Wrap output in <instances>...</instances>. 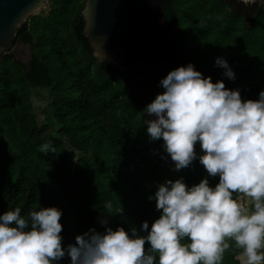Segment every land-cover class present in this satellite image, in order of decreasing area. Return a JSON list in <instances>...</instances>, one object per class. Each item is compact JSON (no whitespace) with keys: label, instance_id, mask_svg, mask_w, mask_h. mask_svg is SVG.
<instances>
[{"label":"trees","instance_id":"trees-1","mask_svg":"<svg viewBox=\"0 0 264 264\" xmlns=\"http://www.w3.org/2000/svg\"><path fill=\"white\" fill-rule=\"evenodd\" d=\"M50 1L49 12L35 14L30 23L26 20L13 39V43H30L32 60L27 71L9 53L8 61L0 67V214L19 207L21 215L28 216L39 207H58L65 247L90 229L103 232L101 219L113 229L135 227L141 231L145 220L150 228L161 210L149 197H154L160 183L182 177L191 186L201 180L193 173L201 164L198 157L169 177L159 167L171 159L162 146L163 139L150 140L146 132L145 120L150 116L144 109L163 92L159 81L171 69L158 58L137 60L123 68L98 61L81 34L85 0ZM232 3L166 0L164 13L178 29L174 37L183 46L181 52L174 53L173 62L175 68L191 62L213 82L223 80L226 88L242 89L243 98L257 99L264 89V74L252 83H242L253 73L246 50L243 56H223L235 73V79H230L224 68L215 64L217 54L195 41L201 17L207 16L208 24L214 14L231 22L242 17ZM186 10L193 21L195 37L191 42H187L191 30L181 22ZM262 13V6L257 11L251 9L245 23L251 28ZM38 88H50L49 114L41 126L30 102L21 103L26 89ZM49 131L52 136H46ZM28 134H33L37 143L28 145L24 141ZM49 141L55 152L45 153L41 148ZM194 150L201 152L198 143ZM218 180V176L210 177L209 183L214 186ZM109 203L111 210L106 207ZM149 246L146 241L145 249ZM240 251L231 243L222 264H240ZM69 262L66 254L58 264Z\"/></svg>","mask_w":264,"mask_h":264},{"label":"clouds","instance_id":"clouds-1","mask_svg":"<svg viewBox=\"0 0 264 264\" xmlns=\"http://www.w3.org/2000/svg\"><path fill=\"white\" fill-rule=\"evenodd\" d=\"M241 2L264 6V0ZM215 64L235 79L224 57ZM159 84L163 92L144 109L154 117L145 120L150 140L163 139L175 170L198 157L208 175L191 186L182 177L160 183L149 197L160 215L150 228L142 222L146 234L113 229L101 219L103 232L90 229L65 247L58 207H39L28 216L19 207L6 210L0 214V264H58L66 254L69 264H222L233 242L240 264H264V89L257 99H242L238 88L213 82L191 62ZM41 150L55 152L51 141ZM216 176L210 185L208 177Z\"/></svg>","mask_w":264,"mask_h":264},{"label":"water","instance_id":"water-1","mask_svg":"<svg viewBox=\"0 0 264 264\" xmlns=\"http://www.w3.org/2000/svg\"><path fill=\"white\" fill-rule=\"evenodd\" d=\"M47 2L0 0V58L9 53L27 71L32 60L30 43H13V39L17 28L45 8ZM165 3L166 0H85L81 34L93 57L117 68L158 58L174 69V53L181 52L183 46L174 37L178 29L164 13Z\"/></svg>","mask_w":264,"mask_h":264},{"label":"rangeland","instance_id":"rangeland-1","mask_svg":"<svg viewBox=\"0 0 264 264\" xmlns=\"http://www.w3.org/2000/svg\"><path fill=\"white\" fill-rule=\"evenodd\" d=\"M82 1V0H81ZM48 0L45 8L41 9L37 15L41 12L46 15L50 10V3ZM191 12L185 11L182 15L181 22L187 28H189L190 34L187 37V42H191L192 38L195 36L192 33L193 21L190 18ZM215 15V14H214ZM214 15L211 16L212 20H206L207 16L201 17V22L198 24L196 30V40L197 42L204 43L208 48L213 50L216 56H226V55H238L243 56L246 50L247 60L253 65V73L244 81L243 84L252 83L253 81L259 80L264 74V13L259 15L252 22V27L243 21V18L238 16L232 22L223 19V16L215 18ZM37 16L32 15L27 20L30 23L32 19ZM206 20V21H205ZM192 33V34H191ZM9 57L7 54L2 55L0 67L4 66L8 61ZM50 88H38L35 90H27L24 93L21 103L30 102L31 108L35 114L36 121L39 126L49 114V109L47 108V100L49 98ZM53 132L49 131L46 136H52ZM36 137L33 134H28L24 141L28 145L37 143ZM163 171L167 172L169 177H172L175 172L174 162L171 159H167L165 163L159 166ZM200 179L206 177L208 174L206 169L202 164L197 166L193 170ZM210 180V177H208Z\"/></svg>","mask_w":264,"mask_h":264},{"label":"flooded vegetation","instance_id":"flooded-vegetation-1","mask_svg":"<svg viewBox=\"0 0 264 264\" xmlns=\"http://www.w3.org/2000/svg\"><path fill=\"white\" fill-rule=\"evenodd\" d=\"M233 1L232 6L236 7L237 12H240L242 14V16L245 18L247 16V12H249L251 9L254 11H257L259 8H261V5H259L258 3H253L251 5H244L241 0H231ZM8 54V53H7ZM210 71V70H209ZM208 76V75H206ZM231 89V88H230ZM242 89H240L241 91ZM241 94V93H240ZM243 94H241V98L242 99H248L250 98L249 95L246 96V98H243L242 96ZM150 118H154V117H150Z\"/></svg>","mask_w":264,"mask_h":264},{"label":"crops","instance_id":"crops-1","mask_svg":"<svg viewBox=\"0 0 264 264\" xmlns=\"http://www.w3.org/2000/svg\"><path fill=\"white\" fill-rule=\"evenodd\" d=\"M237 258L239 259V262H240V254L237 256Z\"/></svg>","mask_w":264,"mask_h":264}]
</instances>
